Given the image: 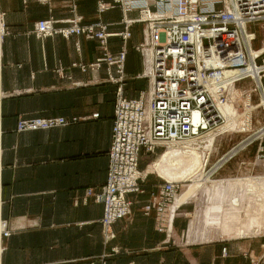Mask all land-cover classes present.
I'll return each instance as SVG.
<instances>
[{
  "label": "crops",
  "instance_id": "0c3cea01",
  "mask_svg": "<svg viewBox=\"0 0 264 264\" xmlns=\"http://www.w3.org/2000/svg\"><path fill=\"white\" fill-rule=\"evenodd\" d=\"M100 1L114 7L100 13ZM0 12L8 32L0 47V222L12 231L0 239V264H252L251 258L264 264V239L237 237L197 220L207 207L186 203L195 194L194 184L181 195L168 241L157 230L155 214L144 213L161 184L149 180L150 174L147 192L129 196L132 215L113 225L114 238L108 240L103 206L85 198L88 189L99 191L108 178L117 86L107 81L106 65L89 68L101 56L95 41L76 35L38 39L33 32L38 21L77 15L83 25L102 22L117 35L125 30L123 7L115 0H0ZM126 16L137 19L139 12ZM144 30V24L133 25L125 45L120 36L109 39L112 53L127 49L124 94L129 99L148 88L139 77L146 71L135 49ZM20 117H63L70 124L20 132ZM255 155L253 147L237 165ZM145 163L143 155L142 171ZM246 170L224 168L220 179Z\"/></svg>",
  "mask_w": 264,
  "mask_h": 264
},
{
  "label": "built area",
  "instance_id": "2783aa9c",
  "mask_svg": "<svg viewBox=\"0 0 264 264\" xmlns=\"http://www.w3.org/2000/svg\"><path fill=\"white\" fill-rule=\"evenodd\" d=\"M115 4H121L125 14L123 33H110L102 22L82 26V17L77 15L63 21L68 27H58V21L50 18L39 21L34 31L38 39L55 35L98 39L106 58L89 68L98 70L105 63L108 81L118 86L108 178L99 191H88V196L103 206L107 239L114 238L115 223L132 215L134 202L129 196L145 193L143 184L149 173L140 169L142 156L158 149L196 148L203 155L204 174L212 178L256 147L253 160L239 162V169H247L244 173L218 181H252L255 186L245 188L244 184L238 195L264 197V49L253 51L257 36L251 30L253 25L264 23V0H115ZM113 7L100 1L98 11ZM135 10L139 17L127 18L126 14ZM0 20L3 41L8 32L1 12ZM138 23L144 24L145 30L144 42L137 50L149 68L140 78H148L149 87L138 98L129 99L124 94L127 51L124 47L111 55L108 44L113 36L127 41L130 28ZM68 124L63 117L34 118L20 121L19 130H49ZM229 130L241 135L242 140L224 153L218 151L211 163L219 147L210 139ZM157 176L163 182L144 206V213L155 214L157 230L170 241L182 205H177L182 183ZM11 234L7 223L0 222V239ZM260 236L264 239V229L253 238ZM251 262L259 264L252 258Z\"/></svg>",
  "mask_w": 264,
  "mask_h": 264
},
{
  "label": "rangeland",
  "instance_id": "374dc122",
  "mask_svg": "<svg viewBox=\"0 0 264 264\" xmlns=\"http://www.w3.org/2000/svg\"><path fill=\"white\" fill-rule=\"evenodd\" d=\"M68 20H71V19H68ZM55 21H57V20H55ZM82 21H83V19H82ZM82 21H81V25L82 26H88V25H83L82 24ZM63 23H64L63 21H58L57 26L59 24H63ZM92 24H96V23H92ZM92 24H90V25H92ZM4 25H5V22H4ZM65 25H66L65 27H68L69 26V24L66 23V22H65ZM35 28H36V25H35ZM35 28H34V31H35ZM251 30L253 32H255L256 33V36H257L256 41L254 42V49L255 50H253V51L256 52L258 50L264 49V23H259V24L253 25L252 28H251ZM108 31H109V27H108ZM34 35H35V33H34ZM55 36H57V35H55ZM76 36H78V35H76ZM80 36H84V35H80ZM130 38H131V36H130ZM130 38L127 41H124L122 39L123 42H124V45L126 43H128V41L130 40ZM3 40H4V38H3ZM89 41H92V40H89ZM94 41L97 43L98 49L101 52V56L98 59H104V58H106L105 51L102 49L99 40L96 39ZM143 42H144V40H143ZM137 46H136L135 49H136V51L138 53H140V55H141V57L143 59V63L145 65V70H144V72H145L146 69H147V66L145 64L146 63V59H145L144 55L140 51L137 50ZM124 47L125 46H123V48ZM125 49H126V47H125ZM126 51H127V49H126ZM108 53H110L111 55H116L117 54V53L114 54V53L111 52V50L109 48V44H108ZM98 59H96L95 61H97ZM126 60H127V56H126ZM259 64H262V61L261 60L259 61ZM103 65H106V64L104 63ZM125 73H126V62H125ZM107 74H108V70H107ZM139 77H140V75H139ZM126 79H127V75H126ZM143 79H145V81H147V84H148V87H149V79L146 78V77L143 78ZM107 81H108V79H107ZM109 83H111V82H109ZM263 83H264V80H263ZM243 87H245V86H243ZM117 88H118V86H117ZM39 118H41V117H39ZM52 118H54V117H52ZM30 119H34V118H24V117H20L19 120H18V122H17L18 131H20L19 130V123H20V121H22V120H30ZM230 123H231V118L229 119V124ZM69 124H70V122H69ZM57 128H60V127H57ZM35 131H37V130H35ZM20 132H26V131H20ZM211 139H212L213 142H217V145L216 146L219 147L218 150H215V152L213 154V158H212V162H211V163H213V162H215L214 159H215V156H217L216 153L218 151H219V153L226 152L235 143L241 141L242 140V137H241V135L237 134L235 131L229 130L228 132L221 133V135L215 137L214 139L212 137ZM211 139H210V141H211ZM166 151H167L166 149H158L154 154H148V155L145 154V157H146V160H147V164L146 163L144 164L145 170H147L148 166L151 163H153V162L155 163V164L153 163L150 166V168L148 169V172H153L154 171V173H149L150 174L149 175L150 176L149 177V180L152 179V180L157 181L158 183L159 182L162 183L163 180H161L159 178V176H157V174L159 173V174H161L162 176H164L168 180H173V179H176V177L180 176V178H182V180H185L186 181L191 176H193L194 174H196L199 170H204L203 161H202L203 158L201 159V157H203V155L201 156L200 153H197V155H199V158L201 160V166L199 168H197V169H193L192 165L190 164L189 167H188V171H186L185 169H183V170L180 169L179 170V168H182V164L180 162H176L174 166H173V163H168V164L166 163L167 165L165 163H163L162 159H164L165 156H167L165 158H168L170 156L169 151L167 153H165L164 155H162V153H164ZM179 159H182V158H179ZM168 160H169V158H168ZM236 161L237 160H234L230 164H228L225 167V170L228 171L229 168H231V169H234V168L238 169L239 165H237V162ZM178 163L181 164V166ZM156 166H157L156 170L149 171L150 169H153V167H156ZM190 169H191V171H189ZM222 171L223 170H221L220 173L216 174L214 177L212 176V178H209V174H207V173L204 174L203 173L202 179L203 180H207L208 179L206 183H201L199 181L196 184L193 183V182L182 183V193L189 188V185L190 184H194L195 185V194L192 197H189L188 200L186 201V203L189 206L194 207V209H195V207H196V209L197 208L198 209L199 208L202 209L204 207H207L206 209H208V208L210 209L209 212H206V209H205L202 212V215L201 216H198L197 215L196 216L197 220L199 218V219L202 220V223L208 222V223H210L211 225H213L216 228L217 227L218 228L220 227L223 230L233 231L234 234H235V236L242 237V236L247 235V234H249V233L252 232L251 228L248 227V225L246 223H243V222H247V220H248V218L250 216L247 217V215H245V213H243L241 215H237L235 213H229V212H227V210L230 207V199H229V196H227L226 200L224 201V204L226 205V208H224L223 210H221L220 208H218V206L221 204V201L225 198V197H221V191H220V189H222L221 188L222 185H224V184L226 185V183H227L226 182V183L222 184V183H220L218 181V179L220 178V176L221 175L222 176L224 175V172L225 171L224 172H222ZM155 172H157V173H155ZM199 177L200 176H197L196 179H199ZM150 182L147 181V183L146 182L144 183L146 185L143 184V188H144L145 193L147 192L148 186L151 184ZM197 184H198V186L200 188V190L198 192H197V190H198ZM90 189H92V188H90ZM90 189H88L87 192H86L85 201L88 198H91V197L88 196V191ZM95 191H97V190H95ZM145 193H143V194H145ZM143 194H139V195H143ZM239 221L241 222V224H237ZM261 233L259 235H261ZM260 238H261V236H260ZM261 239H263V238H261Z\"/></svg>",
  "mask_w": 264,
  "mask_h": 264
},
{
  "label": "bare ground",
  "instance_id": "6f19581e",
  "mask_svg": "<svg viewBox=\"0 0 264 264\" xmlns=\"http://www.w3.org/2000/svg\"><path fill=\"white\" fill-rule=\"evenodd\" d=\"M2 32H3V25H2V22L0 20V47H1V42H2V37H1ZM253 50H255V49H253ZM148 70H149V68L146 70V72L144 74L147 75ZM197 121H198V116L196 115L195 122H197ZM194 142H196L195 139L192 140V143H194ZM210 143H212V139H211ZM188 148L189 149H177V148L168 149L166 152L162 153V155H164L165 153H167L169 151V154H170V156L168 157L169 160H168V158H165V157H167V156H165L164 159H162L163 163H165V164L166 163L167 164L173 163V166H174L176 162H180L182 164V168H179V170L185 169L186 171H188V167L190 164L192 165L193 169L199 168L201 166V160L199 158V155H197V153H200L202 156V152L198 151L196 148H193V147H188ZM179 158H182V159H179ZM202 158L203 157H201V159ZM202 161H203V159H202ZM153 163H151L149 165V167L147 168L145 173H154V171L148 172V169L150 168V166ZM181 164H179V165L181 166ZM157 166L153 167V169H150L149 171L156 170ZM203 167H204V161H203ZM189 171H191V169ZM155 173H157V172H155ZM159 175L162 176L161 174H159ZM197 176H200V175H197ZM197 176H193L186 181L182 180V178H180V176L176 177V179H173V180H168L164 176H162V177L164 179L170 181V182H176V181L181 182V183L193 182L195 184L198 181L201 183L207 182V180L206 181L200 180V179H202L201 177H199V179H196ZM244 184L246 185L245 188L255 186L254 182H252V181L251 182H244L243 180H236V181L227 180V184L222 185V187H221L222 189H220L221 197H225V198L221 201V204L218 206V208H220L221 210L226 208L224 201L226 200L227 196H229L230 207L227 210V212L235 213L237 215H241V214L245 213V215H247V217L250 216L248 218L247 222H243V223H246L248 225V227L251 228L252 232L247 234V235H244L242 237H255V236H259V234L264 229V197L261 194H255L254 196L238 195V193H239L238 190L241 187H243ZM197 187H198V190H197V192H198L200 190L198 184H197ZM180 201H181V196L178 198L177 205H180ZM237 224H241V222L239 221Z\"/></svg>",
  "mask_w": 264,
  "mask_h": 264
}]
</instances>
